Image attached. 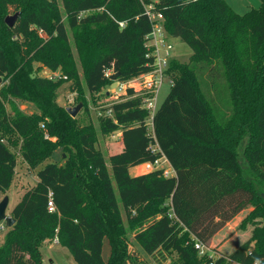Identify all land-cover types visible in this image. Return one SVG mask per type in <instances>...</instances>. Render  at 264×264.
<instances>
[{
    "label": "trees",
    "instance_id": "trees-1",
    "mask_svg": "<svg viewBox=\"0 0 264 264\" xmlns=\"http://www.w3.org/2000/svg\"><path fill=\"white\" fill-rule=\"evenodd\" d=\"M147 1H156L168 35L193 53L187 62L170 61L174 82L153 115V130L144 96L133 87L106 107L112 115L100 118L101 132L121 131L123 141L109 156L110 173L94 125L59 103V89L71 82L88 109L74 47L91 94L112 84L114 73L124 82L154 68L143 2L0 0V192L12 185V145L19 141L32 168L58 148L64 157L48 161L12 208L15 223L0 244V264H45L42 244L56 236L76 264H149L129 232L145 253L176 264H264V0L244 13L226 0ZM15 12L11 27L6 17ZM43 68L67 78L50 79ZM15 98L37 111L25 113ZM162 157L174 175L130 171ZM248 205L247 240L216 257L196 249L194 237L207 245Z\"/></svg>",
    "mask_w": 264,
    "mask_h": 264
},
{
    "label": "rangeland",
    "instance_id": "rangeland-1",
    "mask_svg": "<svg viewBox=\"0 0 264 264\" xmlns=\"http://www.w3.org/2000/svg\"><path fill=\"white\" fill-rule=\"evenodd\" d=\"M228 4L234 9L237 8L235 4L244 5L243 7H239L236 11L238 13H244L251 9L252 7H258L261 4V0H226ZM247 5V6H246ZM171 42L174 44V48L171 50L172 57H175L183 62H187L190 60V57L193 53L192 48L185 42H183L178 37H170ZM71 41L73 43V39L71 37ZM74 52L76 56V60L78 63V67L80 70V75L82 78L83 88L86 92V99L88 101V109H84V104L82 108L77 113L76 117L79 118L81 123H92L97 131L98 142L97 147L102 150L105 155L106 162L108 164V168L110 173L111 170V163L109 156L112 153L120 151L122 148L120 147V136H118V131L112 134H103L101 132L100 126V118L107 115L109 105L118 99L120 93L124 90H119L118 81L116 84L114 82L112 84H108L102 88L101 91L91 94L87 87L84 80V72L79 61L78 54L74 47ZM50 69L43 68L40 73L42 75H47L50 73ZM172 83L170 82V78L167 76L165 77L161 87L159 89L157 95V107H160L161 104L164 102L165 98L170 92ZM59 103L73 107L77 105L78 98L77 92L72 91L71 89V82H65L59 89ZM74 97V101L70 102L69 100ZM95 99V100H94ZM17 103L19 108L24 111L25 113H33L37 111L36 105L31 101H23L17 98L14 99ZM83 103V102H82ZM150 118L148 117V120ZM150 130L152 126H149ZM12 149L17 154V166H16V173L12 182L11 187L6 192H0V201L3 199L5 195H9L10 202L7 208V213L11 214L12 208L21 200L23 194L37 184L39 177L38 171L48 162V161H64L62 149L58 148L54 152V155L51 159L46 160L44 163L40 164L38 167L32 168L30 167L27 162L23 159L20 151V141L16 145H12ZM168 160L164 157L161 161V164L168 168L170 164H168ZM145 171L144 167L142 166L140 170L135 171L134 169L131 170L132 173H138ZM173 173V171L171 170ZM114 187L116 189V193L118 198L120 199L119 189L117 184L114 182ZM252 208L251 205H248L245 210L240 211L237 216L233 217L231 220L226 222L223 227H221L208 241L205 247V251H208L214 257L220 256L221 254H229L233 250H235L242 242L247 240L250 237L251 227L253 226L252 223L246 222V224L242 225L243 219L249 213L250 209ZM125 217V216H124ZM8 226L6 225L5 221L0 223V244L3 243L5 235L8 231ZM129 239L130 243L133 247L138 249L142 256L144 257L145 261L149 264H176L175 259L173 257H160L155 258L151 255L145 253L143 248L139 245V243L134 238V233L129 232ZM42 252L44 254V262L45 264H76L73 255L69 251V249L65 246H62L60 243H55L53 239L46 240L42 244ZM103 255L105 259H108L110 255V243L108 238L104 241V248H103ZM231 264H239L238 262H231Z\"/></svg>",
    "mask_w": 264,
    "mask_h": 264
},
{
    "label": "built area",
    "instance_id": "built-area-1",
    "mask_svg": "<svg viewBox=\"0 0 264 264\" xmlns=\"http://www.w3.org/2000/svg\"><path fill=\"white\" fill-rule=\"evenodd\" d=\"M145 6V13L149 17V20L152 23V30L149 34H147V45L151 49V55L154 57V68L146 73L140 74L136 77H133L127 81L120 82L118 81L119 90H124L122 93H126L128 87H133L137 91L136 95L144 96V106L150 111V116L148 120V125H152L153 127V115L156 111L157 107V95L161 84L163 83L165 77L170 78V82L173 84L174 78H172L168 74V69L170 65V61L175 58L172 57L170 53L174 48V44L171 42L168 33L165 30L163 19L164 15L162 12L157 10L156 1H147L141 0ZM125 22L121 21L120 26H124ZM112 73V70H107L106 74L109 76ZM50 79H61L67 78V75H63L60 70H51L48 73ZM120 93V95L122 94ZM120 97V96H119ZM118 97V99H119ZM70 102L74 101V97H72ZM107 115H112V110L109 109ZM153 129V128H152ZM164 157L157 159L156 161H147L142 163L145 171H150L156 168H163L164 174L166 176L173 175L169 168L164 167L161 164V161ZM50 209L53 210V202L49 201ZM195 238V247L199 250L201 254H204L206 244L200 239ZM53 241L55 243H59V239L56 236Z\"/></svg>",
    "mask_w": 264,
    "mask_h": 264
},
{
    "label": "water",
    "instance_id": "water-1",
    "mask_svg": "<svg viewBox=\"0 0 264 264\" xmlns=\"http://www.w3.org/2000/svg\"><path fill=\"white\" fill-rule=\"evenodd\" d=\"M19 16V12H15L14 14H10L6 17V23L9 26H13L17 20ZM119 73H114L112 75V79L114 80V84L117 83V79H118ZM2 78H0V82H1ZM83 103L80 102L77 105L73 106V107H67V110L70 112V114L72 116H76L77 113L80 111V109L82 108ZM10 202V197L9 195H5L3 197V199L0 201V223L2 221L6 222V225L8 227H12L15 223V218L12 217L10 214L7 213V208Z\"/></svg>",
    "mask_w": 264,
    "mask_h": 264
},
{
    "label": "crops",
    "instance_id": "crops-1",
    "mask_svg": "<svg viewBox=\"0 0 264 264\" xmlns=\"http://www.w3.org/2000/svg\"><path fill=\"white\" fill-rule=\"evenodd\" d=\"M235 6H237V8H235L236 10L235 11H239V10H237L239 7H243L244 5H239V4H235ZM247 6V5H246ZM152 126V125H151ZM153 128V127H152ZM118 136H120V147L122 148V144H123V141H122V132L121 131H118ZM169 162V161H168ZM168 164H170V167L168 166V168H169V170L171 171H173V175L175 174V170H174V168L172 167V165H171V163L169 162ZM143 165L142 164H139V165H137V166H133V167H131L130 168V171L131 170H135V171H138V170H140V168L142 167ZM143 172H146V171H143ZM143 172H138V173H135V174H140V173H143ZM132 173V172H131ZM132 174H134V173H132ZM253 209V207L250 209V211ZM243 210H245V209H243ZM249 211V212H250ZM241 212H242V210H241ZM237 216V215H236ZM246 217V216H245ZM252 230H253V226L251 227V232H250V236L252 235Z\"/></svg>",
    "mask_w": 264,
    "mask_h": 264
},
{
    "label": "clouds",
    "instance_id": "clouds-1",
    "mask_svg": "<svg viewBox=\"0 0 264 264\" xmlns=\"http://www.w3.org/2000/svg\"><path fill=\"white\" fill-rule=\"evenodd\" d=\"M256 264H259V261H257Z\"/></svg>",
    "mask_w": 264,
    "mask_h": 264
}]
</instances>
